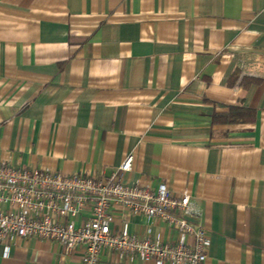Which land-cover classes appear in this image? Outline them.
<instances>
[{"label": "crops", "instance_id": "crops-1", "mask_svg": "<svg viewBox=\"0 0 264 264\" xmlns=\"http://www.w3.org/2000/svg\"><path fill=\"white\" fill-rule=\"evenodd\" d=\"M243 110L239 121L216 115ZM187 193L204 264H264V0H0V160ZM138 237L176 238L116 212ZM0 264H80L55 243ZM99 264H154L117 259Z\"/></svg>", "mask_w": 264, "mask_h": 264}, {"label": "built area", "instance_id": "built-area-1", "mask_svg": "<svg viewBox=\"0 0 264 264\" xmlns=\"http://www.w3.org/2000/svg\"><path fill=\"white\" fill-rule=\"evenodd\" d=\"M127 156L109 177L15 165L0 160V246L35 238L60 245L66 256L80 254V264H99L111 252L117 259L154 264H204L210 237L201 212L187 193L176 195L160 182L130 183ZM164 223L175 239L147 233L138 237L130 222L114 223L116 212Z\"/></svg>", "mask_w": 264, "mask_h": 264}, {"label": "trees", "instance_id": "trees-1", "mask_svg": "<svg viewBox=\"0 0 264 264\" xmlns=\"http://www.w3.org/2000/svg\"><path fill=\"white\" fill-rule=\"evenodd\" d=\"M242 113H248L243 110H237L233 109L230 113L226 115H216L213 117L214 122H220V123H229V122H236L239 121L240 118L238 117Z\"/></svg>", "mask_w": 264, "mask_h": 264}]
</instances>
